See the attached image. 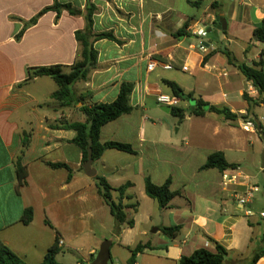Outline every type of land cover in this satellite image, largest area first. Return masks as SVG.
<instances>
[{
    "label": "crops",
    "instance_id": "crops-1",
    "mask_svg": "<svg viewBox=\"0 0 264 264\" xmlns=\"http://www.w3.org/2000/svg\"><path fill=\"white\" fill-rule=\"evenodd\" d=\"M58 1L84 12L90 0ZM91 2L97 7L94 32H113L121 43L107 39L94 43L97 65L87 80L73 85V102L64 103L53 98L58 90L54 79L28 80V71L60 65L68 73L80 57L75 33L86 27L84 16L49 11L18 40L25 26L54 0H0V240L27 263L38 264L58 235L63 241L60 251L70 246L85 253L77 264H90L106 235L96 236L100 222L104 232L112 233L117 245L128 250L125 264H130L131 251L139 244L150 247L137 253L135 264H179L197 249L214 251L212 240L230 251L234 264H247L264 248V168L254 163L250 174L240 154L254 153L264 142L258 132H245L241 124L246 117L264 116V103L253 104L257 89L223 51L249 66L264 60V42L255 38L256 28L264 23V0H205L199 8L193 5L195 0ZM219 15L227 20L226 31L215 27ZM195 24L208 32L212 28L203 41L205 51L189 33ZM150 63L155 66L152 71ZM166 81L193 95L180 101L185 107H178L186 110L182 122L157 102L159 94L173 95ZM123 83L133 84V110L106 124L100 141L129 144L136 154L109 149L93 167L96 176L106 178L115 189L132 183L123 194L113 192V199L126 207L133 227L121 225L112 215L95 177L84 171L82 150L73 143L76 132L62 128L64 122H86L81 107L115 101ZM199 99L229 108L238 119L228 121L211 110L203 116L191 114ZM162 112L169 128L162 129L155 121ZM177 123L181 127L175 131L184 127L187 137H172ZM215 152H222L236 167L223 172L203 169ZM18 160L28 171L23 186ZM50 164H65L70 171ZM224 173L238 175L237 182L224 187ZM147 177L156 185L171 179V191L180 194L161 208L146 194ZM254 185L259 188L254 200L241 206L237 194ZM29 208L33 218L26 225L22 220ZM172 226L182 227L175 238L162 232ZM30 257L36 260L29 261ZM109 264L119 260L111 254ZM256 264H264V256Z\"/></svg>",
    "mask_w": 264,
    "mask_h": 264
},
{
    "label": "trees",
    "instance_id": "trees-1",
    "mask_svg": "<svg viewBox=\"0 0 264 264\" xmlns=\"http://www.w3.org/2000/svg\"><path fill=\"white\" fill-rule=\"evenodd\" d=\"M109 2L113 0H107ZM205 0H195L193 5L196 8L202 6ZM217 1L213 3V8L217 9ZM97 7L94 3L88 1L86 9L82 12L80 9L74 7L72 4H61L58 0H54V4L50 7H46L40 11L32 21L25 26V28L17 35V39H21L25 31L35 25L39 18L49 11L57 12L58 16L62 14L63 11H67L73 16H84L86 20V27L84 30L77 31L75 33L76 40L80 46V57L79 59L69 67V72H64L63 66H49V67H35L30 68L28 71V80H33L38 77H51L54 79L58 86V90L53 94V98L61 102H73V91L72 87L74 84L80 81H85L88 78L89 71L97 65L98 51L94 47V43L100 40H111L117 43H121L114 35L113 32H100L96 33L93 30L94 25V14L96 13ZM180 34L187 36L184 31ZM255 35L259 41L264 42V23H262L255 30ZM224 54L227 56L230 63L237 66L245 78L252 82L254 87L259 93V97L252 101L254 105H259L264 103V60L259 62H254L252 66L247 63H238L234 58L233 54L224 50ZM166 84L171 88L174 96L178 97L181 101H187L193 98L192 94H185L184 91L174 82L166 81ZM133 92V84L123 83L120 88V92L115 101L111 103H95L91 106L81 107V111L86 116L87 120L85 123H62V128L71 129L76 132V136L73 139V143L78 145L83 153V162L85 163L88 157V146L89 140L93 141V158L94 160H99L103 153L109 149H115L118 151L136 154V151L131 145L108 141L102 143L100 141V133L102 128L121 116L129 114L133 107L130 104V98ZM211 110L212 112L223 116L226 120L235 122L238 117L227 107H217L210 106L209 103L204 102L202 99L198 100L197 106L191 110V114L196 116H203L205 112ZM249 110V109H248ZM171 114L182 122L185 119L186 110L180 107H172ZM257 132L259 134L264 133V127L262 125L257 126ZM52 168H66L70 171L69 167L65 164H50ZM17 174L20 181V186L26 184V179L28 177V171L26 166L22 164L20 160L16 162ZM235 164H230L225 159L222 152H215L211 154L203 169H218L219 171H225L229 168H235ZM71 179V175L69 177ZM95 180L99 188V194L104 200V202L110 207L112 215L121 225H126L128 227L134 226L133 220L127 219V214L125 212V206L122 202H116L113 199V192H119L123 194L128 188L132 187V183H126L120 188H113L106 178L102 176H96ZM171 179H168L162 185H156L153 183L151 178L147 177L145 180L146 194L155 200L161 208H166L169 206L171 200L180 194V192H173L170 189ZM33 218V210L31 208L25 211L22 222L24 224H30ZM46 224L51 226V223L46 220ZM181 226L163 227L162 232L172 238L178 236L181 231ZM57 235L54 245L47 251L42 262L38 264H63L57 259L59 253V239ZM212 240V239H211ZM214 244V251L208 250L206 248H200L194 251L190 256H183L179 264H234L229 260L230 251L223 247L218 242L212 240ZM150 245H137L133 250V255L129 261L130 264H135V259L137 253L142 252ZM264 256V248L256 252L251 260L247 264H256V262ZM0 264H29L23 260L17 253H15L9 246L0 240ZM237 264H244V261H240Z\"/></svg>",
    "mask_w": 264,
    "mask_h": 264
},
{
    "label": "rangeland",
    "instance_id": "rangeland-1",
    "mask_svg": "<svg viewBox=\"0 0 264 264\" xmlns=\"http://www.w3.org/2000/svg\"><path fill=\"white\" fill-rule=\"evenodd\" d=\"M180 106L181 107H185V103H180ZM161 115H162L161 118L155 119V121L159 125H161L162 129L169 128L170 124L165 123L166 121L163 119V117H166L165 113L162 112ZM179 127H181V124H179V123H177L176 126L173 127V135H172V137H187V134H186V131H185L184 127L181 129L180 132H176L175 131ZM258 135H260V134L258 133ZM165 136L168 137L167 134ZM188 137H190V136L188 135ZM263 148L264 147L259 146V148L255 149L254 153L240 154V157L242 158V161H243V167L245 168V170L249 171L250 174L253 173L254 163L257 164L258 166H262V151H263ZM106 224H107V227L112 226L111 219H108L106 221ZM96 231H97L96 232V236L98 238H100L103 233H106L105 237L103 239H101V243L100 244H102L106 240L114 242L115 245H114V247L111 250L112 259L114 261L116 259H118L119 260V264H125V261H126L127 256H128V250L125 249V248H120L117 245V242H118L117 238L114 237L112 235V233H107L106 231L104 232V230L101 228V223L100 222L96 223ZM131 254L133 255L132 251H131ZM132 255H131V257H132ZM84 256H85V253H82L81 251H77V250L73 249L70 246H66V247H64V250L60 251V253L58 254L57 258L63 264H77V262L80 259H83ZM131 257H130V259H131ZM130 259H129V261H130ZM34 260H36V258H31L30 257V259H29V261H31V262L34 261Z\"/></svg>",
    "mask_w": 264,
    "mask_h": 264
},
{
    "label": "built area",
    "instance_id": "built-area-1",
    "mask_svg": "<svg viewBox=\"0 0 264 264\" xmlns=\"http://www.w3.org/2000/svg\"><path fill=\"white\" fill-rule=\"evenodd\" d=\"M189 33L191 36L199 40V45L198 47L200 50L205 51V44L203 41L208 37L209 32L205 27H201L197 24L192 25L189 27ZM154 63H150L148 65V70L152 71L154 69ZM165 69H171L170 66H166ZM186 70V68H183ZM180 99L174 95H165V94H159L157 96V102L161 105L164 106H169V107H178L180 104ZM262 125L264 127V116L260 117L259 119H253V118H244L242 120L241 127L245 132L249 133H255L257 132V126ZM238 179V175L236 174H227L224 173L222 176V183L224 187H228L231 183H236ZM259 191V188L257 186H251L246 188L244 191L241 193L237 194V202L241 206H248L249 204L252 203V201L255 198L256 193ZM248 214H251V212L248 211ZM262 216H264V213H262ZM59 245H63V241H59Z\"/></svg>",
    "mask_w": 264,
    "mask_h": 264
},
{
    "label": "water",
    "instance_id": "water-1",
    "mask_svg": "<svg viewBox=\"0 0 264 264\" xmlns=\"http://www.w3.org/2000/svg\"><path fill=\"white\" fill-rule=\"evenodd\" d=\"M218 30L220 31H226L227 30V20L223 15H219L216 17V26ZM212 31V28L209 29V32ZM257 39V37H255ZM162 111L169 113L171 111V107L164 106L162 108ZM259 126V124H258ZM263 142H264V133L260 134ZM93 141L89 140V146H88V157L86 162L84 163V171L86 175L90 178H94L97 175L96 169L93 167L94 164V158H93V149H92ZM262 168H264V149L262 151ZM111 246L112 242L109 240H106L102 243L100 246L99 252L96 256V258L90 263V264H109L111 260Z\"/></svg>",
    "mask_w": 264,
    "mask_h": 264
}]
</instances>
